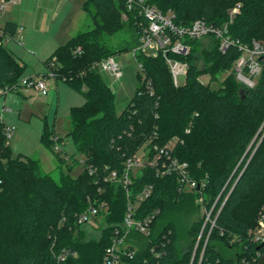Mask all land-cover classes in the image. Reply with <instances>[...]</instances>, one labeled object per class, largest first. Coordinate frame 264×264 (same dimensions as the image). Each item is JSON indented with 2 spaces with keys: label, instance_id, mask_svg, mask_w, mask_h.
<instances>
[{
  "label": "trees",
  "instance_id": "1",
  "mask_svg": "<svg viewBox=\"0 0 264 264\" xmlns=\"http://www.w3.org/2000/svg\"><path fill=\"white\" fill-rule=\"evenodd\" d=\"M148 3L164 13L175 12L179 25L204 20L216 27L229 22L230 10L241 4L228 35L245 44L264 42V0ZM91 9L101 21L93 18V29L56 49L46 63L48 68L56 58V80L69 83L86 98L84 105L71 110L67 134L84 155L83 160L58 150L57 182L36 159L12 154L11 146L5 145V125L0 121V264H103L116 230L123 234L129 200H135L148 185L153 187L152 195L140 203L135 219L157 210L159 214L150 236L130 233V248L138 250L132 259H126L128 264H264V243L249 237L264 220V137L260 142L255 138L264 121V64L252 90L238 82L232 72L219 89H213L200 77L210 74L214 78L231 71L241 53L237 46L221 53L213 37L208 38L210 46L193 40L188 56L174 55L189 65L185 84L177 87L162 56L137 55L154 95L140 85L119 114L115 93L94 65L117 55L103 36L119 32L124 15L136 35L133 49L146 21L137 10L129 11L124 0H87L83 10L90 16ZM17 27L14 22L0 27V90L15 87L26 70L3 45L15 36ZM78 48L80 54L76 53ZM53 136L55 133L46 131L41 139L55 153L62 139L58 137L56 142ZM174 139L177 143L171 156L188 164L191 178L202 186L200 190L183 193L178 174L161 177L149 166L132 177L127 188L104 181L112 171L121 175L124 161L149 141L153 150V146L163 149ZM68 160L71 163L64 172L62 167ZM77 166L82 172L74 178L71 172ZM90 166L97 169L95 174L90 173ZM200 193L202 203L198 202ZM95 201L109 205L103 218L107 226L100 237L89 239L87 225H79L76 218ZM203 206L206 213L201 216ZM186 211L198 214L190 227L183 223ZM64 250L71 254L61 261L59 255Z\"/></svg>",
  "mask_w": 264,
  "mask_h": 264
},
{
  "label": "built area",
  "instance_id": "2",
  "mask_svg": "<svg viewBox=\"0 0 264 264\" xmlns=\"http://www.w3.org/2000/svg\"><path fill=\"white\" fill-rule=\"evenodd\" d=\"M16 1L17 0H2L0 12L5 11L9 3H15ZM124 1L129 11L137 10L139 15L143 16L146 21L145 25H141L142 34L140 35L139 43L137 47L133 49L135 60L137 59V55H144L146 57L162 56L170 69L175 86L178 87L180 86L181 78L186 82L189 65L185 61L176 59L174 55L188 56L191 53L190 41L213 37L218 41L217 47L221 53H226L231 46L238 47L241 55L236 59L233 66L237 79L246 88L252 90L256 87L257 79L261 75L262 66L264 64V45L256 40H254L252 44L240 43L228 35L229 25L233 23L235 17L240 13L241 4L236 5L230 10L229 22L223 27H216L208 24L204 20H196L192 24L186 26L179 25L175 20V12L169 11L164 13L157 6L149 4L148 0ZM124 18H127V16L124 15ZM148 49L152 50L150 55L147 54ZM76 53L80 54L81 48H78ZM56 63L57 59L53 58L49 62L47 72L44 75L23 78L11 90H0V99L7 97L10 92L29 90H35L43 96H48L53 90V84L57 79L54 71ZM94 66L99 70L110 72L117 81L123 78V72L115 61V57L103 58ZM139 67L142 72V65L139 64ZM141 80V86H145V89L148 90L151 95H154L152 82L148 80L144 74ZM3 110L6 111L5 105L3 106ZM3 112H0V121L5 125V145L9 147L11 146L10 139H12L13 130L9 128L3 120ZM187 132H189V130H187ZM52 139L57 142L58 136H53ZM176 143L177 139H174L163 149H159L158 146H153V150H151V142L149 141L145 146L140 148L136 154L124 161L121 175L117 171H112L103 178L104 181L109 183H120L123 187L127 188L132 184V177H136L145 167L149 166L155 168L157 175L161 177L169 176L174 173L178 174L179 190L183 193H192L196 189L200 190L202 186L191 178L188 172V164L181 163L178 159L171 156L170 153ZM56 149L61 150V145L57 144ZM89 171L91 174H95L97 169L90 166ZM152 190L153 187L148 185L136 196L135 200H129L127 205L128 209L124 218L125 222L122 226L123 234H121L119 230H116L112 245L107 248L103 257V264H128L126 259H132L138 250L136 247L135 249L130 248L131 243L128 241L130 233L136 232L145 237L151 235V226L153 225L155 217L159 214V211L157 210L153 212V214L140 220L135 219V214L140 203L144 202L152 195ZM100 192H102L101 189ZM203 199L200 193L198 202L202 203ZM108 206V203L105 201H95L86 212L77 216L76 222L83 226L92 223L93 219H96V217L104 218L109 212ZM210 213L207 214V217H209L208 219H210ZM249 237L252 241L264 243L263 219L259 221L258 227L249 233ZM70 254L69 251L64 250L59 255V259L65 261ZM72 254L75 257L77 256L76 253Z\"/></svg>",
  "mask_w": 264,
  "mask_h": 264
},
{
  "label": "rangeland",
  "instance_id": "3",
  "mask_svg": "<svg viewBox=\"0 0 264 264\" xmlns=\"http://www.w3.org/2000/svg\"><path fill=\"white\" fill-rule=\"evenodd\" d=\"M91 10L90 16L86 15V24L85 22L84 24L81 22L83 26L80 33L94 28L93 18L101 21L94 9ZM103 37L107 46L117 54L115 56V61L123 72V78L117 81L110 72L100 70V75L104 83L109 86L116 95V110L117 113L120 114L129 105L142 83V80H139L138 77V74L141 73V69L134 58L132 50L136 35L130 28L127 18L123 16L121 30L113 35H105ZM18 39L20 40L19 36H16L14 41H10L7 45V49L26 63V70L22 79L39 77V74H45L47 72L45 59L47 56L49 57L51 55L48 50L42 52L34 47H29L27 44L21 45ZM7 42L8 41L5 40L3 45H6ZM202 43H205L206 46L211 45L208 38H204ZM262 44L264 45V42H262ZM151 53L152 50L148 49L147 54L150 55ZM231 72L236 76L234 69H232L231 71L219 73L215 75L214 78L210 74L202 75L200 80L204 85H209L213 89H219L220 85ZM55 83L58 91L56 95L50 93L48 96H43L33 90L34 92H32V95H29L28 98L25 99L21 98L18 92H10L5 99H0V112L2 113L4 111L3 106L5 105L6 111L3 112V120L6 122L7 126L13 130V136L12 139H10L12 154L14 156L23 154L24 156L36 159L40 162L42 170L51 174L55 181L59 182L60 163L57 159V153L59 151L56 150L54 153L42 142L41 138L46 131L50 132V134L56 133L57 136L62 139L61 149L64 151L63 155H67L69 158L74 156L76 160L82 161L84 155L77 151L75 144L71 138H68L67 134L70 129L71 110L74 107L78 108L84 105L86 103V98L79 90H76L69 83L61 79L56 80ZM184 83L185 80L181 78L180 86H183ZM263 137L264 121L255 138H258L260 142ZM250 146L251 145H249L245 155L248 153ZM69 160L62 167L64 172H68L66 165H70L71 162ZM81 172V166H77L73 169L71 175L76 178ZM205 212V207H201L200 215H204ZM197 218V213L186 211L183 216V223L186 227H190ZM207 220L209 221L210 219ZM106 226L102 217H96V219H93L92 223L85 227L88 238L97 239ZM183 243L185 244V241L182 240V244Z\"/></svg>",
  "mask_w": 264,
  "mask_h": 264
},
{
  "label": "crops",
  "instance_id": "4",
  "mask_svg": "<svg viewBox=\"0 0 264 264\" xmlns=\"http://www.w3.org/2000/svg\"><path fill=\"white\" fill-rule=\"evenodd\" d=\"M86 1L17 0L15 3H9L5 11L0 12V25L4 27L7 22H14L18 27L15 36L8 40L6 45L19 36L20 40L18 39V41L21 45L27 44L42 52L48 50L51 55L45 59L46 65L56 49L65 45L81 32L82 24L84 22L86 24V15H88L83 10ZM1 2L2 0H0V5ZM81 22L83 23L81 24ZM18 59L21 64L26 65L22 59ZM41 75L44 74H39V76ZM55 84L54 82V88L50 92L52 95L58 93ZM32 92L34 91H21L18 92V95L27 99L29 95H32ZM55 135L57 136L56 133Z\"/></svg>",
  "mask_w": 264,
  "mask_h": 264
},
{
  "label": "water",
  "instance_id": "5",
  "mask_svg": "<svg viewBox=\"0 0 264 264\" xmlns=\"http://www.w3.org/2000/svg\"><path fill=\"white\" fill-rule=\"evenodd\" d=\"M248 90H250L249 88H247Z\"/></svg>",
  "mask_w": 264,
  "mask_h": 264
}]
</instances>
